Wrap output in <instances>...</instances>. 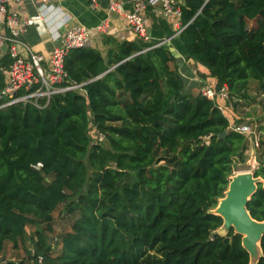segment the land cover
Listing matches in <instances>:
<instances>
[{
  "label": "trees",
  "instance_id": "trees-1",
  "mask_svg": "<svg viewBox=\"0 0 264 264\" xmlns=\"http://www.w3.org/2000/svg\"><path fill=\"white\" fill-rule=\"evenodd\" d=\"M181 11L171 47L207 70L204 85L247 99L256 81L264 93V0H184ZM104 44L105 53L87 47L65 58L64 85L83 91L41 100L43 108L0 109V264L40 256L44 264H249L242 236L220 235L224 221L213 213L249 150L224 112L229 99L185 94L167 43ZM11 63L0 61V93ZM92 128L105 144H92ZM259 149L254 174L264 179V141ZM60 206L78 217L55 255ZM248 210L264 221L263 183ZM7 244L28 258L7 260ZM262 249L258 264L264 238Z\"/></svg>",
  "mask_w": 264,
  "mask_h": 264
},
{
  "label": "built area",
  "instance_id": "built-area-1",
  "mask_svg": "<svg viewBox=\"0 0 264 264\" xmlns=\"http://www.w3.org/2000/svg\"><path fill=\"white\" fill-rule=\"evenodd\" d=\"M59 0H40L42 11H52L54 4ZM101 0H90L91 6L96 8ZM108 9L124 18L131 30L139 38L149 41L150 37L146 25V13L151 9H159L165 20L175 23L177 32L182 31V3L179 0H107ZM23 0H0V61L4 57L12 60L9 68L3 69L5 88L0 93V109L24 103L35 104L39 108L41 100L50 103L53 96L69 91H83V84L64 85L67 74L64 69L66 56L75 49L92 46L94 30L81 24H70V18L62 14L63 24L66 25L64 35L56 32L53 40L59 42L52 54L47 58L43 54L35 53L23 40V35L30 27L29 19H22L13 6H19ZM108 20L102 22L95 30L106 34L109 32ZM178 35V34H177ZM171 39L163 43L171 42ZM201 94L211 100L218 96L229 99L228 87L216 91L212 86H204ZM223 110V108H221ZM232 129L245 134L243 128L232 126ZM92 144L99 145L105 142V136L95 128L91 129ZM259 146V141L256 142ZM42 165H38V169ZM33 264H44V258L40 256Z\"/></svg>",
  "mask_w": 264,
  "mask_h": 264
},
{
  "label": "crops",
  "instance_id": "crops-1",
  "mask_svg": "<svg viewBox=\"0 0 264 264\" xmlns=\"http://www.w3.org/2000/svg\"><path fill=\"white\" fill-rule=\"evenodd\" d=\"M179 1L184 4V0ZM54 6L59 11H42L40 9V0H23L21 5L13 6V9L18 11L22 19H29L31 23L23 35V40L35 53L43 54L47 58L50 57L54 48L59 45V42L53 40V34L57 32L60 35H64L66 31L67 27L63 24L62 14L70 18V24H81L93 29L94 33L91 47L99 49L104 53L107 51L104 40L108 37L118 42H134L140 39L131 30L129 24L122 16L109 11L107 0H101L96 8L91 6L90 0H59ZM145 18L148 35L150 37V40L146 42H164L176 36V34L172 37L168 36V33L176 32L177 28L174 22L165 20L161 16L159 9L149 10ZM106 20H108L110 26L108 33L103 34L95 30ZM175 50L180 54L179 58H175L177 59V64L184 79V93H192L194 89H202L206 86L204 85L205 80L201 77L200 73L203 72L207 75V70L194 63L186 62L180 51L177 48Z\"/></svg>",
  "mask_w": 264,
  "mask_h": 264
},
{
  "label": "rangeland",
  "instance_id": "rangeland-1",
  "mask_svg": "<svg viewBox=\"0 0 264 264\" xmlns=\"http://www.w3.org/2000/svg\"><path fill=\"white\" fill-rule=\"evenodd\" d=\"M192 93L195 95L199 94L201 93V89L196 88ZM248 95L247 99H229L231 110L224 109L223 107L231 125H238L240 128H243L249 138V150L246 154L247 161L245 164H239L236 167L234 175L243 172L255 173L259 169L258 156L262 154L259 147L261 141H264V93L259 90L256 81L250 82ZM257 141H259V146H257ZM105 142L102 144H105ZM54 216V232L50 234V242L56 245L54 254L58 255L62 251V248L58 245V239L70 230L75 219L78 217V213L70 215L66 211L65 206H60ZM35 230V226H29L28 228L30 234H34ZM219 233L223 234V231L219 230ZM26 246L33 252V246L30 241L27 242ZM6 251L7 255H4L5 258L15 263L28 258V254L23 246H20L18 250H14L12 244H7Z\"/></svg>",
  "mask_w": 264,
  "mask_h": 264
},
{
  "label": "water",
  "instance_id": "water-1",
  "mask_svg": "<svg viewBox=\"0 0 264 264\" xmlns=\"http://www.w3.org/2000/svg\"><path fill=\"white\" fill-rule=\"evenodd\" d=\"M167 45L174 57L179 58L180 54L171 47V43L168 42ZM226 135L227 132H223L220 137L224 138ZM260 183L264 184V179L255 177L254 173H238L231 178L225 197L213 211L224 221L220 229L223 234L218 231L220 235L227 236L234 230V235L242 236V245L250 255L249 264H258L263 257L264 221L253 219L248 210V204L256 194Z\"/></svg>",
  "mask_w": 264,
  "mask_h": 264
}]
</instances>
